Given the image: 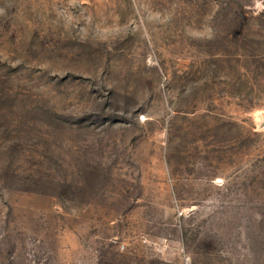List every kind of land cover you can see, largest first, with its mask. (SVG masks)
Masks as SVG:
<instances>
[{
    "label": "rangeland",
    "instance_id": "374dc122",
    "mask_svg": "<svg viewBox=\"0 0 264 264\" xmlns=\"http://www.w3.org/2000/svg\"><path fill=\"white\" fill-rule=\"evenodd\" d=\"M0 264H264V0H0Z\"/></svg>",
    "mask_w": 264,
    "mask_h": 264
}]
</instances>
